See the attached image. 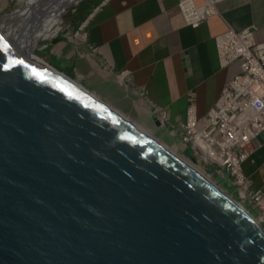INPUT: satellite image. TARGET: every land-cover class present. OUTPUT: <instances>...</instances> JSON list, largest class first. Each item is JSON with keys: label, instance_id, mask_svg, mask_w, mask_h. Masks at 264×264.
<instances>
[{"label": "water", "instance_id": "water-1", "mask_svg": "<svg viewBox=\"0 0 264 264\" xmlns=\"http://www.w3.org/2000/svg\"><path fill=\"white\" fill-rule=\"evenodd\" d=\"M56 2L0 27V264H264L249 211L33 53Z\"/></svg>", "mask_w": 264, "mask_h": 264}, {"label": "crops", "instance_id": "crops-1", "mask_svg": "<svg viewBox=\"0 0 264 264\" xmlns=\"http://www.w3.org/2000/svg\"><path fill=\"white\" fill-rule=\"evenodd\" d=\"M182 1L104 0L79 30L81 37L64 27L48 38L46 60L146 125L169 129L155 123L164 112L178 128L189 104L204 115L238 69L236 63L220 64L215 37L228 28L251 27L256 40L264 41V0H218L213 10L198 8L190 16L210 11L195 26L184 17ZM190 2L184 0L187 8L204 0ZM251 159L247 173L264 163V146Z\"/></svg>", "mask_w": 264, "mask_h": 264}, {"label": "built area", "instance_id": "built-area-1", "mask_svg": "<svg viewBox=\"0 0 264 264\" xmlns=\"http://www.w3.org/2000/svg\"><path fill=\"white\" fill-rule=\"evenodd\" d=\"M182 8L192 25L203 16L192 18L198 9ZM217 41L221 63L239 60V71L224 84L205 116L197 118L193 108H187L180 139L217 173L230 175L239 195L248 199L264 224V189L251 190L242 171L253 152L252 140L264 131V42L256 41L250 29H229Z\"/></svg>", "mask_w": 264, "mask_h": 264}, {"label": "rangeland", "instance_id": "rangeland-1", "mask_svg": "<svg viewBox=\"0 0 264 264\" xmlns=\"http://www.w3.org/2000/svg\"><path fill=\"white\" fill-rule=\"evenodd\" d=\"M29 1L30 0H0V17H2V16L5 17V19H4L5 29L13 30L15 28H18L23 23V20L25 19V17H24L25 15H22L19 17H12L11 20H8V19L12 13L13 14L16 13L20 8H22V6L25 3H28ZM80 2H81V0L77 1V3L69 4L65 8V10L61 13V15H60L61 29L64 27L73 28L74 31H77V29H79L80 24L82 22V20H81L82 12H77L76 6ZM48 38L47 39L46 38L38 39L37 42L35 43V46L33 47V53L35 55L39 56L40 58H42L46 62H48V61L46 60V53H45L46 51H45L43 44L48 40ZM109 102L111 104H114L112 100H109ZM124 114L127 117H129L133 122L137 123L140 127L144 128L149 133H151L159 141L163 142V144L167 145L169 147V149L175 151L179 155H182L188 161H190L193 165L198 166L200 169H202L204 171V173L209 177V179H211V181H213L215 184H217L219 187H221L224 191H226L229 195H231L234 198V195L229 193L226 190V188H224L223 185L221 184V182L223 180L222 178H220L219 176H217L215 174L208 173L206 167L202 163H200L198 160H196V159L193 160L192 158H187L186 156L183 155V153L181 152V149H180V145H179L181 142H179L178 138H174V136L171 137L169 134L166 133V130L164 131L159 127H156V126L150 127V126L146 125L145 121L141 117H136L130 113L129 114L124 113ZM190 153L191 152L189 149L185 150L186 155L190 156ZM255 166L256 167L249 174V176L251 179V185L253 187L259 188V187H262L263 183H264V163H261L260 165L255 164ZM231 190H234V188L232 187ZM241 204L243 205V202H241ZM249 210L251 212H253V210L251 208H249Z\"/></svg>", "mask_w": 264, "mask_h": 264}, {"label": "clouds", "instance_id": "clouds-1", "mask_svg": "<svg viewBox=\"0 0 264 264\" xmlns=\"http://www.w3.org/2000/svg\"><path fill=\"white\" fill-rule=\"evenodd\" d=\"M79 1V0H78ZM82 1V0H81ZM104 0H101L92 10H91V12L85 17V19L84 20H82V22H81V24H80V27L82 26H84L85 25V22H86V19L91 15V13L99 6V4H101L102 2H103ZM188 1H191L190 3H192L193 2V0H186V3L188 2ZM216 1H218V0H204V2L202 3V4H200V5H195L194 4V2L192 3V4H190V7H193V8H195V9H198V8H200L201 7V10L204 8V7H206L208 4H209V2L212 4V8L210 9V11L211 10H213L214 9V4H215V2ZM186 3H184V0L181 2V9H182V12H183V6H185V4ZM186 7V6H185ZM189 7V8H190ZM20 10V9H19ZM210 11H207V12H205V13H202L201 15H203V16H201L200 18H199V20H198V22L201 20V18L202 17H204V16H206V15H208L209 14V12ZM197 12H200L199 11V9H198V11ZM197 14V13H196ZM195 14V15H196ZM184 15V14H183ZM184 17L187 19V21H188V23L189 24H191L190 22H189V18L188 17H186L185 15H184ZM198 22H197V24H198ZM197 24H195V25H197ZM192 25V24H191ZM195 25H192V26H195ZM79 27V29H77V31L75 32V36H77V37H80V32H79V30L82 28H80ZM229 29H231V30H233V31H236V30H234V29H232V28H228L227 30H229ZM244 29H250V30H252V32H253V29L251 28V27H248V28H244ZM244 29H242V30H244ZM227 30H225V31H227ZM224 31V32H225ZM241 31V30H240ZM239 31V32H240ZM224 32H222V33H220V34H218L216 37H215V40L217 41V37L218 36H220L221 34H223ZM238 32V31H237ZM73 35V36H74ZM253 37H254V34H253ZM47 39V38H46ZM254 39L256 40V38L254 37ZM256 41H258V40H256ZM218 42V41H217ZM216 42V43H217ZM260 42H264V41H260ZM43 46H44V44H43ZM218 47V46H217ZM219 50V49H218ZM219 62H220V64L222 65V66H228V65H230L231 63H236L237 64V66H238V69H237V71H236V73H238V71H239V60H234V61H232V62H230L229 64H226V65H223L222 63H221V61H220V53H219ZM48 63V62H47ZM50 64V63H49ZM50 65H52V64H50ZM53 66V65H52ZM55 67V66H54ZM55 68H57V67H55ZM58 69V68H57ZM58 70H60V69H58ZM61 71V70H60ZM63 72V71H62ZM64 73V72H63ZM235 73V74H236ZM234 74V75H235ZM68 75V74H67ZM233 75V76H234ZM233 76H231L227 81H229ZM73 78V77H72ZM74 79V78H73ZM120 80L122 81V77H120ZM226 81V82H227ZM225 82V83H226ZM224 83V84H225ZM224 84H223V86H224ZM222 86V87H223ZM222 87H221V89H222ZM221 89H220V91H221ZM221 93V92H220ZM219 93V94H220ZM219 94H218V96H219ZM96 95V94H95ZM218 96H217V98H218ZM217 98H216V100H217ZM216 100H215V102H216ZM215 102H214V104H215ZM108 103V102H107ZM213 104V105H214ZM212 105V106H213ZM189 106H191L192 108H193V106H192V104H189L188 105V107ZM211 106V107H212ZM187 107V108H188ZM210 107V108H211ZM116 108V107H115ZM209 108V109H210ZM208 109V110H209ZM193 110H194V108H193ZM208 110H207V112H208ZM120 111V110H119ZM207 112L204 114V115H202V116H197L196 114H195V116L197 117V118H201V117H203V116H205L206 114H207ZM123 113V112H122ZM159 113V115H158V117H157V122H158V124H163V126L164 125H170V128L169 129H167L166 130V132H170L171 133V137H173L174 136V138H178V140H179V142H181L179 145H180V149H181V152L183 153V155L184 156H186L187 158H192L193 160H198L200 163H202L205 167H206V169H207V171H208V173H212V174H215V175H217V176H219L220 178H222L223 180H222V182H221V184L223 185V187L224 188H226V190L229 192V193H231L232 195H234V199L236 200V201H238L240 204H241V202H243V207L247 210V211H249L251 214H252V216L258 221V223L261 225V227L264 229V224L262 223V222H260L259 220H258V218H257V212L254 210V208L251 206V204L248 202V199L246 198V197H241L240 195H239V192H238V189H237V186L236 185H234L232 182H231V177H230V175L228 174V173H226V172H224V171H222V173H217L216 172V168L213 166V165H211V164H208V163H205L204 161H202V160H200L197 156H195L194 154H193V150L191 149V147H190V145L189 144H187V143H184V142H182V140L180 139V130H182V127H181V125L185 122V120H186V116H185V120L183 121V122H181L180 123V125H179V127L178 128H175L170 122H169V120H168V118L166 117V115L164 114V112H158ZM186 113H187V109H186ZM194 113H195V110H194ZM124 114V113H123ZM163 116H164V118H163ZM260 136H262L263 137V141L260 139ZM261 146H264V131L260 134V135H258L255 139H253L252 140V148H253V152L249 155V157L244 161V163L242 164V171H243V173L246 175V177H247V179H248V182H249V188L251 189V190H263L264 189V183H263V186L262 187H259V188H256V187H253L252 185H251V179H250V176H249V174L253 171V169L250 171V172H246L245 171V169H244V167H245V163L246 162H250V161H252V157L254 156V154H255V152L257 151V149H259ZM186 149H189L190 150V156H188V155H186L185 154V150ZM178 154V153H177ZM182 156V155H181ZM185 158V157H184ZM186 159V158H185ZM227 183V184H226ZM234 188V190H231V188ZM231 190V191H230ZM232 197V196H231ZM249 208H251L252 210H253V212H251L250 210H249Z\"/></svg>", "mask_w": 264, "mask_h": 264}, {"label": "bare ground", "instance_id": "bare-ground-1", "mask_svg": "<svg viewBox=\"0 0 264 264\" xmlns=\"http://www.w3.org/2000/svg\"><path fill=\"white\" fill-rule=\"evenodd\" d=\"M38 1L39 0H30L28 3H25L23 5L22 9L18 10L16 13H14L13 16L10 15L8 20H11L12 17H19L22 15H25L24 16L25 19L23 20V23H24V21L27 20V17L29 16L28 14H29L31 8H33L37 4ZM73 2H74V0H58V2H56L53 5H49L46 7L37 6V8H39V9L37 12L34 13L35 16L33 17V19H34L32 22L33 24L27 30L28 36L30 37V40L27 39V37L25 39L29 40V42L31 41V44L35 45V43L37 42L38 39L48 38V37H51L52 35H54L55 33H57L61 29V26H60V23H61L60 15H61V13L65 10V8L69 4H71ZM208 7H212V4L210 2L206 7H204L205 10H207ZM37 16H39V19H36ZM4 19H5V17L2 16V18L0 19V27L4 30V32L6 34L12 36L14 34V29L13 30L5 29ZM22 37L24 38L23 35H22ZM166 133L171 135L170 132H166ZM173 152H175V151H173ZM180 157L183 158L188 164H190L193 168H195L201 174L208 177L204 173V171L202 169H200L198 166L193 165L190 161L185 159L183 156L180 155Z\"/></svg>", "mask_w": 264, "mask_h": 264}, {"label": "trees", "instance_id": "trees-1", "mask_svg": "<svg viewBox=\"0 0 264 264\" xmlns=\"http://www.w3.org/2000/svg\"><path fill=\"white\" fill-rule=\"evenodd\" d=\"M101 0H82L77 6V12H82L81 20L91 12V10L100 2Z\"/></svg>", "mask_w": 264, "mask_h": 264}]
</instances>
